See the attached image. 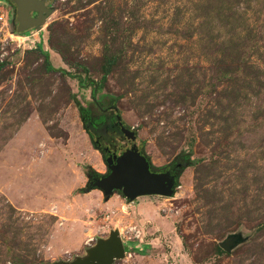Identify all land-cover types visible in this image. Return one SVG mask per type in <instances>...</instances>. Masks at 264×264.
Instances as JSON below:
<instances>
[{
	"label": "rangeland",
	"instance_id": "374dc122",
	"mask_svg": "<svg viewBox=\"0 0 264 264\" xmlns=\"http://www.w3.org/2000/svg\"><path fill=\"white\" fill-rule=\"evenodd\" d=\"M45 4L18 33L0 0V264L72 263L113 231V264H264V0ZM87 129L181 165L174 195L90 188L108 167Z\"/></svg>",
	"mask_w": 264,
	"mask_h": 264
},
{
	"label": "water",
	"instance_id": "95a60500",
	"mask_svg": "<svg viewBox=\"0 0 264 264\" xmlns=\"http://www.w3.org/2000/svg\"><path fill=\"white\" fill-rule=\"evenodd\" d=\"M16 8L17 32L23 33L29 29L40 30L51 10L45 6V0H10ZM35 13L36 16H32ZM123 136L129 141H135L132 130L120 128ZM108 173L94 179L90 188L100 190L106 199L116 191L129 202L142 196L172 197L178 173L151 172L148 159L135 149L125 150L115 157L104 158ZM114 162V163H113ZM180 169V167H179ZM235 238L229 237L221 247L229 251ZM125 255L123 243L118 231H113L106 240H99L88 251L85 258L72 263L59 262L55 264H113L115 260Z\"/></svg>",
	"mask_w": 264,
	"mask_h": 264
},
{
	"label": "flooded vegetation",
	"instance_id": "af4514ba",
	"mask_svg": "<svg viewBox=\"0 0 264 264\" xmlns=\"http://www.w3.org/2000/svg\"><path fill=\"white\" fill-rule=\"evenodd\" d=\"M45 6L47 7V5L45 4ZM48 8V7H47ZM32 16H36V14L35 13H33L32 14ZM17 23V22H16ZM112 128V129H114V130H116V131H120V126H119V124H117V123H113V122H111L108 126H107V128ZM87 131H88V133H89V135L90 136H92V139H93V141H94V143H96L97 144V146L100 148V150L102 151V153H103V155H104V157L105 158H108V157H112L113 158V161H115V157L117 156V155H119L120 153H122V152H124L125 150H130L134 145H131L129 148H126L125 150H123L122 152H120L119 154H116V153H114L113 151H112V149L109 147V146H105V145H102L101 144V140H100V138L99 137H97V135L96 134H94V131L92 130V129H87ZM135 149H136V147H135ZM137 150V149H136ZM138 151V150H137ZM114 163V162H113ZM179 167H181V165H179V164H173V165H171L167 170H164V171H155L154 169H152V167L150 166V170H151V172H157V173H160V172H169L170 174H175L176 172H178L179 171ZM98 178H100V177H98ZM94 179H96V178H92V181L94 180Z\"/></svg>",
	"mask_w": 264,
	"mask_h": 264
},
{
	"label": "built area",
	"instance_id": "2783aa9c",
	"mask_svg": "<svg viewBox=\"0 0 264 264\" xmlns=\"http://www.w3.org/2000/svg\"><path fill=\"white\" fill-rule=\"evenodd\" d=\"M2 19V16H0V20Z\"/></svg>",
	"mask_w": 264,
	"mask_h": 264
},
{
	"label": "trees",
	"instance_id": "16d2710c",
	"mask_svg": "<svg viewBox=\"0 0 264 264\" xmlns=\"http://www.w3.org/2000/svg\"><path fill=\"white\" fill-rule=\"evenodd\" d=\"M92 137V136H91ZM95 145L97 146V144L95 143Z\"/></svg>",
	"mask_w": 264,
	"mask_h": 264
}]
</instances>
